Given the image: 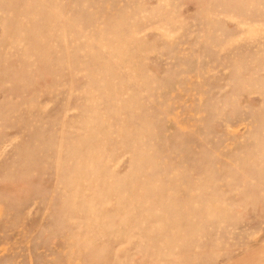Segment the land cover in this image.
<instances>
[{
    "label": "rangeland",
    "instance_id": "rangeland-1",
    "mask_svg": "<svg viewBox=\"0 0 264 264\" xmlns=\"http://www.w3.org/2000/svg\"><path fill=\"white\" fill-rule=\"evenodd\" d=\"M0 264H264V0H0Z\"/></svg>",
    "mask_w": 264,
    "mask_h": 264
}]
</instances>
